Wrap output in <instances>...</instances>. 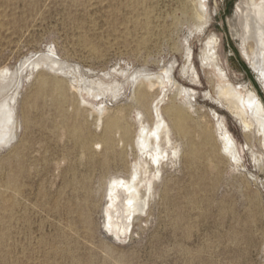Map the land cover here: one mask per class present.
<instances>
[{
    "label": "rangeland",
    "instance_id": "374dc122",
    "mask_svg": "<svg viewBox=\"0 0 264 264\" xmlns=\"http://www.w3.org/2000/svg\"><path fill=\"white\" fill-rule=\"evenodd\" d=\"M239 1L209 0L212 18L199 31L197 7L192 2L186 7L184 0H0V101L17 93L20 123L17 137L0 144V264H264V140L256 130L247 134L219 105L217 73L202 60L208 38L216 33L215 64L264 101V85L230 24ZM51 50L64 66L59 73L47 61ZM189 62L196 75L186 72ZM167 67L178 84L194 89L189 123L214 131L220 114L238 143L241 164L208 152L196 166L165 162L148 212L118 237L107 230L102 212L100 187L108 174L67 133L55 108L53 80L45 85L29 127L22 122V101L40 77L57 76L66 79L67 95L84 105L80 95L87 83V89L102 94L89 97L85 128L99 133L92 124L94 108L106 104L111 113L125 114L134 99L129 76ZM116 81L121 83L117 93H109ZM168 89L164 104L182 102L175 88ZM128 119L137 132L136 112ZM193 136L197 142V129ZM95 147L99 154L100 146ZM190 147L183 142L184 152ZM20 164L19 184L9 183ZM87 187L94 192L89 222L77 210Z\"/></svg>",
    "mask_w": 264,
    "mask_h": 264
},
{
    "label": "bare ground",
    "instance_id": "6f19581e",
    "mask_svg": "<svg viewBox=\"0 0 264 264\" xmlns=\"http://www.w3.org/2000/svg\"><path fill=\"white\" fill-rule=\"evenodd\" d=\"M191 2L197 7V20L200 23L197 30L205 31L212 18L209 0H184V5L187 7ZM230 24L234 28V35L240 41L243 56L264 85V0H240ZM218 39L219 36L216 33L212 34L202 54L203 63L215 69L220 83L214 98L221 107L227 108L236 116L247 134L256 130L261 136L260 139L264 140V101L255 89H250L243 84L238 87L230 80L228 73L215 64V45ZM190 50L188 47L189 52ZM54 54L55 50H51L48 59L47 57L45 59L59 73L63 71L64 66ZM189 59L188 57V61ZM25 65L20 69L25 68ZM169 67L161 72L136 71L130 75L132 79L129 76L127 80L134 88V99L125 109V114L121 111L111 113L106 104L94 108L91 112L92 124L100 129L99 133L89 128L87 131L85 128L88 126L84 118V113L87 111L86 105L92 103L89 97L96 99L102 94L100 90L87 89L85 87L87 83L83 85V92L80 95L85 102L84 105L67 95L66 79L57 76L40 77L35 90L22 101V122L29 127L32 122V111L41 108L45 85L50 79L53 80L58 92L55 108L66 121L67 133L108 174L100 187L105 201L102 212L105 214V225L109 227L107 230L118 237L128 234L135 221L143 213L148 212L147 208L150 206L151 199L158 191L157 181L163 177L165 162L176 164L185 161L189 166H196L203 152H208L236 166L241 164L242 157L238 143L220 114H217L218 127L213 120L214 131L208 129L207 124H197L195 127L189 123L194 108L192 101L194 89L178 84L172 74L173 69ZM7 72L8 70L3 74ZM186 72L196 75L192 62L188 63ZM121 76L124 75L121 74ZM115 85L109 89V93L114 89L117 93L121 83L116 81ZM169 86L176 89L182 102L174 99L169 105L163 103ZM163 92L164 96L160 99ZM16 101L17 93L6 96L0 101V144L9 143L18 135L20 123ZM68 104L75 109L73 113H68L66 107ZM132 111L136 112L137 132L133 130V124L128 119ZM196 129L199 138L197 142L193 136ZM188 141L191 143V150L184 152L183 142ZM95 145L101 148L99 154ZM247 147L250 148L249 144ZM23 148L24 146L21 145L16 155L18 158H21ZM96 155L99 157L94 158L97 157ZM23 171L24 167L20 164L10 174L9 183L18 185ZM93 193V190L87 187L86 199L77 206L80 216L86 222L90 220L91 205L94 202ZM167 193L166 187L164 189L166 197Z\"/></svg>",
    "mask_w": 264,
    "mask_h": 264
}]
</instances>
